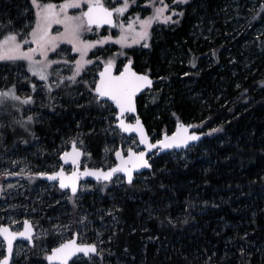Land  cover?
I'll return each mask as SVG.
<instances>
[{
  "label": "trees",
  "instance_id": "trees-1",
  "mask_svg": "<svg viewBox=\"0 0 264 264\" xmlns=\"http://www.w3.org/2000/svg\"><path fill=\"white\" fill-rule=\"evenodd\" d=\"M23 2L26 0H0V17L17 18L25 6ZM262 2L191 0L183 6L186 14L179 24L161 30L147 53L131 57L137 72L138 62H142L153 84H163L154 93L158 118L155 128L143 116L149 134L159 137L164 132L171 133L170 127L178 122L199 126L193 130L204 133L219 126L223 131L203 136L196 147L180 152L185 157L175 152L153 157L155 163L146 173V183L137 182V178L134 187L125 185L111 190V194L99 192L84 197L83 204L89 212L113 204L122 209L118 227L123 230L117 233L112 246L116 253L110 258L112 264H117V258L119 264H248V261L264 264ZM197 30L206 34V38L195 39ZM193 57L196 68L189 63ZM186 72L189 75H184ZM158 77L167 79L159 81ZM236 84L241 87L237 88ZM244 88L248 91L242 95ZM164 101L166 105L161 106ZM137 102L140 111L142 99L138 98ZM96 116L93 109L85 107L76 112L70 107L64 118L50 116L33 124L35 137L23 131L13 135L6 131L0 140V167L15 160L33 172L47 171L44 162L58 163L61 150L58 145L74 130L73 117L84 121L81 124L91 153L90 165L100 166L106 136L99 132L101 121L96 122ZM94 126L97 133L88 135ZM22 179L23 193L0 195V222L9 223L7 209L11 205L16 206L14 209L25 206L28 212L36 207L33 220H39L49 229L54 220L49 221L48 217L54 219L64 216L65 211L71 212V205L64 200L55 203L56 199H62L56 188L44 186L46 192L35 194L34 188L38 186L35 182L45 183L40 179L29 181L27 176ZM204 201L209 202L207 206ZM18 216L23 219L21 213ZM169 216L174 224L168 223ZM185 219L188 223H183ZM99 223L95 220L96 226ZM108 234L105 233V238ZM241 247L246 253L243 257ZM39 252L36 249L35 253H27L31 264L42 259ZM24 255L16 264H29Z\"/></svg>",
  "mask_w": 264,
  "mask_h": 264
},
{
  "label": "snow or ice",
  "instance_id": "snow-or-ice-1",
  "mask_svg": "<svg viewBox=\"0 0 264 264\" xmlns=\"http://www.w3.org/2000/svg\"><path fill=\"white\" fill-rule=\"evenodd\" d=\"M190 3L191 0H110L109 4L104 0H26V6L17 18L0 17V61L24 69L17 74L14 82L0 88V140L9 128L16 133L17 126L35 137L32 131L34 115H25L31 111L25 106L35 104V96L40 93H46L51 100L55 99L53 92L64 91L69 96L73 92L76 96H86V104L77 106L93 109L97 113L96 122L103 121L99 132L111 135L113 141L119 137L122 142L120 146H105V162L107 154L115 156V162L106 168L100 165L81 169V157L87 155L90 158L91 153H86L82 134L77 133L64 142L70 148L58 152L59 159L64 163L53 165L52 170L33 172L21 168L19 172L6 169L0 173L27 176L29 181L38 178L51 181L65 203L71 205V212L63 213L68 222L52 224L50 229L44 228L39 220L28 217L23 220L9 217V223L0 222V264H16L22 253L29 261L27 253H35L36 249H40L38 256H42L37 264H45V261L47 264H112L110 258L116 255L112 246L117 233L123 230L118 227L122 209L113 204L107 209L89 212L83 204L85 193L99 191L111 194L109 185L134 187V174L142 176L139 170L153 169V157L158 156L160 151L191 150L196 147L194 142L201 141L202 136L223 131L222 126L210 128L207 133L190 131L199 126L178 123L171 135L164 132L160 138L153 139L137 112V95L145 89L153 91V79L147 72L134 69L133 60L124 49L137 44L151 47L154 26L162 28L179 24L186 14L181 6ZM133 7L150 11L146 16L135 12L127 20L121 19ZM260 7L264 11V2ZM105 25L109 26L108 34L100 35L99 29ZM112 28L118 29L119 34L113 36ZM87 33H95L97 38L86 39ZM64 44L70 48L62 47ZM114 45L119 48L109 51ZM212 55H216L215 50ZM120 57L125 58L121 61L122 66L117 64ZM189 63L193 68L197 67L195 57ZM88 76L91 78L86 79ZM0 79L6 81L7 77ZM157 79L163 81L167 78ZM260 84L264 87V81ZM236 87L241 85L236 84ZM81 88L83 91H80ZM22 89L28 90L25 95L19 94ZM247 91L244 88L242 95ZM156 99L153 97L152 102L155 103ZM5 120L8 123H4ZM95 133V126L88 131V135ZM23 142L28 143L27 140ZM11 163L18 165L19 162L13 160ZM69 163L72 165L70 172L64 167ZM184 166L187 167V163ZM87 177L94 178L96 183L88 180L81 183L82 178ZM12 187L14 185H8V188ZM4 192V187L0 185V195ZM55 203L60 204L61 201ZM203 203L207 206L209 202ZM212 206L219 207L216 204ZM36 212L37 208L32 207L31 213ZM47 219L51 221L52 217ZM95 220H99V226H96ZM167 220L168 223H175L171 216ZM183 223H188V220ZM13 225L16 227L13 228ZM106 232L109 234L105 238ZM65 235L69 238L64 239ZM239 251L242 257L246 255L243 247ZM248 264L251 262L248 261Z\"/></svg>",
  "mask_w": 264,
  "mask_h": 264
},
{
  "label": "rangeland",
  "instance_id": "rangeland-1",
  "mask_svg": "<svg viewBox=\"0 0 264 264\" xmlns=\"http://www.w3.org/2000/svg\"><path fill=\"white\" fill-rule=\"evenodd\" d=\"M54 2H59V0H54ZM104 2L106 4H109L110 3V0H104ZM142 2V0H141ZM249 3V2H248ZM23 5L26 6V2L24 4L23 2ZM24 6V7H25ZM249 6V5H248ZM183 7V5L181 6ZM24 9V8H23ZM23 11V10H22ZM149 11L150 10H141L140 8H137V7H133L129 10L128 13L125 14L124 17H121V19H124V20H127L129 18V16H131L133 13L135 12H140L141 13V16H146L149 14ZM56 26H54L55 28ZM168 26H164V27H159V26H154V31H153V35H152V39L150 41V44H152V41L157 37V35L159 34V32H161V30H164L166 29ZM263 27L260 28V30H262ZM62 30V29H61ZM197 36L196 35V38L195 39H199V38H202V39H205L206 38V34L202 33L200 30H197L196 31ZM99 34L100 35H107L108 34V29H103V30H100L99 29ZM111 34L113 36L115 35H118L119 34V30L116 29V28H113L111 29ZM85 38L86 39H96L97 36L95 33H87L85 34ZM0 39H2V37H0ZM62 47H65V48H70L69 45L67 44H64L62 45ZM119 48L118 45H114L112 46L109 51H116L117 49ZM150 47L149 48H144V47H141V45L137 44V45H132L130 48H125L124 51L127 52L128 56L131 58L133 57L134 54H142V53H147L149 51ZM75 55V54H73ZM89 57L91 58L92 57V53L90 52L89 53ZM141 60L144 59L143 56L140 57ZM125 58L124 57H120V59L117 61V64L118 66H122L121 65V61H124ZM180 60V59H178ZM126 62V61H125ZM139 66H140V69H139V72H147V68L146 66L142 63V62H138ZM133 67H134V61H133ZM24 71V69H18L16 66L8 63V62H2L0 61V77H7V80L5 81L4 79H0V88L2 87H5L6 84H10L12 82H14L16 79H17V74L19 72H22ZM65 74H68L67 72H65ZM93 74H95V72H93ZM86 79H90L91 77L88 76V77H85ZM163 88V84L162 83H155L153 84V91H149L147 90L143 95H141L140 97V100L142 99V107L140 108V111H139V108H138V114L140 115V118L143 120V116H146L147 119H148V122H149V125L150 127L152 128H155V124L158 122V118L156 117L157 115V109L156 107L154 106V103L152 102V99L154 97V93L156 92H159L161 89ZM190 90L189 91H192L193 89L192 88H189ZM27 89H22L20 91L19 94L21 95H25L27 93ZM80 91H83V89L81 88ZM53 96L55 97V99H49L47 94L46 93H40L39 95H36L35 96V104L33 105H29V106H25L26 108H30L31 111L30 112H26L25 115L27 114H32L34 115V123L33 124H38L40 121H43V120H46L48 118H50V116H54L55 118L56 117H61V118H64L67 116V113H69V110H70V107L72 110L76 111L77 110H82L84 108H81V107H78L77 104H80V105H84L86 104V100H87V97H80V96H76L75 92L72 93L71 96H69L67 94V92H64V91H59V92H53ZM67 97V98H66ZM64 99H68L67 101H64ZM137 105H138V102H137ZM163 105H166V102L164 101L161 106ZM154 106V107H153ZM10 120V118H9ZM72 122L75 123L74 125V130L70 131V133L68 135H66V137H63L61 139V143L58 145V148L61 149V150H64L66 148H69L70 145H66L64 142L71 136H74L76 135L77 133H81L82 134V138L84 139L85 138V132H84V129H83V126L81 124V122H84V121H76V119L73 117L72 119ZM79 122V127L77 126ZM4 123H8V120H5ZM32 124V125H33ZM176 125V124H175ZM175 125L171 126L170 129H171V133L175 130ZM145 126L147 127V125L145 124ZM101 127H103V121H101ZM8 133L10 135H13L15 133L12 132L11 128H9L8 130ZM16 131H23L25 132L23 129L19 128L17 126V129ZM171 133H168L169 135ZM153 139H158L160 138L161 136H153V134L150 132L149 134ZM85 141V139H84ZM121 140L119 139V137H117L115 139V141H113L111 135H108L106 136V141L104 143V145L102 146V150H101V165H103L105 168L109 165H111L112 163H114V160H113V155L114 154H107V161L105 162V152H104V148L105 146L107 145L108 147H112L113 144H115L116 146H120L121 144ZM126 146V145H125ZM86 153L88 152L87 150V146H86V142L85 144L83 145ZM182 157H185L184 153H179ZM58 163L56 164H53V165H58V164H61L60 163V159L58 157V160H57ZM45 163V170L47 171H50L52 170V166L53 165H49V162H44ZM96 167L97 165H94V166H91L90 165V161H89V157L87 155H84L83 156V159L81 161V164H80V167ZM21 168H24L25 171H28L29 169H31L29 166L27 165H22V164H18V165H13L12 163L11 164H8V165H1L0 167V173H4V171L7 169L8 171H16V172H19ZM33 169H31L32 171ZM66 171H70V168H67ZM145 174V175H144ZM142 176H138L136 177L137 179V182H140V183H146L147 181V178H148V175L146 173H144ZM23 176V175H22ZM22 176H5V175H0L1 179H0V185H2L5 189V192H9V193H17V192H21L23 193V190H24V181L22 179ZM3 178V179H2ZM41 181V180H40ZM11 184V185H14V187L12 188H8V185ZM93 184V183H92ZM35 185H38L34 188V192L36 194V192H40V193H43V191H47L48 189L45 188L44 186H49L48 188H52V184H37L35 182ZM137 185V184H136ZM122 188L121 186L119 185H109V190H117V189H120ZM99 193V191H89L87 193H85L84 197L87 196V195H93V194H97ZM59 200V201H63V199H56V201ZM61 201V202H62ZM10 202H13L10 200ZM61 204V203H60ZM31 204H29L28 206H30ZM22 206V205H21ZM18 207V209H14L13 207H9V209H7V212H10L8 215H7V220L9 221V217L13 218V219H16V220H20L19 218V214L21 213V216H23V219L25 217H28V218H31V219H34L32 216H34V214L36 213H31V211H25V207ZM13 210H15L14 214L11 213L13 212ZM43 217V216H42ZM21 219V220H23ZM51 220H54V223L53 224H57V223H67L68 220L66 219V216H60L59 219L57 218H52ZM48 223V221H46ZM16 226L13 225V228H15ZM44 227V226H43ZM69 238L67 235H65L64 239H67ZM24 253H22L21 255H23Z\"/></svg>",
  "mask_w": 264,
  "mask_h": 264
},
{
  "label": "water",
  "instance_id": "water-1",
  "mask_svg": "<svg viewBox=\"0 0 264 264\" xmlns=\"http://www.w3.org/2000/svg\"><path fill=\"white\" fill-rule=\"evenodd\" d=\"M108 27L109 26H107V25H105V26H103L100 30H103V29H108ZM113 29V28H112ZM153 79V78H152ZM152 88H153V86H152ZM147 91V89H145L141 94H138L137 95V99L138 98H140L141 97V95H143L145 92ZM137 112H138V110H137ZM142 120V119H141ZM143 122V121H142ZM178 123H182V122H178ZM177 123V124H178ZM177 124L175 125V129H176V127H177ZM184 124V123H183ZM145 125V124H144ZM146 128V127H145ZM191 130H193V129H190V131ZM175 131V130H174ZM173 131V132H174ZM125 135H127V134H125ZM171 135V134H170ZM202 139H203V136L201 137V141H202ZM201 141H198V142H194L196 145L197 144H199ZM70 148V147H69ZM183 151H186V150H183V149H175V150H164V151H160L159 152V154H158V156H156V157H159V156H161V155H164V154H167V153H170V152H175V153H180V152H183ZM82 159H83V156L81 157V161H82ZM113 160H114V162H115V156L113 155ZM151 162V161H150ZM60 163L61 164H63L64 162L63 161H61L60 160ZM64 167L66 168V167H70L71 169H72V165L69 163V164H65L64 165ZM89 168H91V167H89ZM70 169V170H71ZM151 169H142V170H139V171H141L143 174L144 173H147V172H149ZM136 177H138V176H136L135 174H134V178L136 179ZM38 179H40L42 182H44V183H46V184H53V182H51V181H47L46 179H43V178H38ZM84 180H88L90 183H93V184H95L96 182H95V180H94V178H92V177H87V178H82V180H81V183H83L84 182ZM0 239H2V238H0ZM46 262V261H45ZM46 264H47V262H46ZM70 264H71V262H70Z\"/></svg>",
  "mask_w": 264,
  "mask_h": 264
},
{
  "label": "flooded vegetation",
  "instance_id": "flooded-vegetation-1",
  "mask_svg": "<svg viewBox=\"0 0 264 264\" xmlns=\"http://www.w3.org/2000/svg\"><path fill=\"white\" fill-rule=\"evenodd\" d=\"M67 168H70V167H66L65 169H67ZM70 169H71V168H70ZM81 169H83V168L81 167ZM70 171H71V170H70ZM70 171H69V172H70ZM43 183H44V182H43ZM45 184H46V183H45Z\"/></svg>",
  "mask_w": 264,
  "mask_h": 264
}]
</instances>
